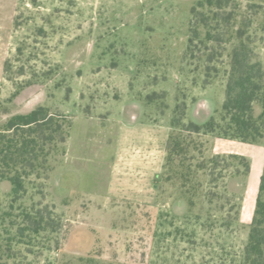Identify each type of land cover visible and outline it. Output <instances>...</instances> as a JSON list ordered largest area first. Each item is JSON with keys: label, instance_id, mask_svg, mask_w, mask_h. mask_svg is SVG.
Returning <instances> with one entry per match:
<instances>
[{"label": "rangeland", "instance_id": "rangeland-1", "mask_svg": "<svg viewBox=\"0 0 264 264\" xmlns=\"http://www.w3.org/2000/svg\"><path fill=\"white\" fill-rule=\"evenodd\" d=\"M198 1L0 0V127L37 107L70 121L45 177L18 199L0 181V264H240L247 225L219 226L249 214L247 182L232 196L235 168L208 176L228 145L171 126L201 123L203 100L205 122L224 100L225 66L206 81L187 56ZM25 212L61 230L34 234Z\"/></svg>", "mask_w": 264, "mask_h": 264}, {"label": "trees", "instance_id": "trees-1", "mask_svg": "<svg viewBox=\"0 0 264 264\" xmlns=\"http://www.w3.org/2000/svg\"><path fill=\"white\" fill-rule=\"evenodd\" d=\"M255 3V0H202L192 7L187 56L192 61L204 63L206 81L211 80L210 76L215 79L219 68L225 66V94L221 108L204 123L191 121L184 125L178 120L171 125L173 128H180L187 134L246 144H256L264 138V62L257 52V45L264 44V39L256 35L258 31L264 35V27L257 28L253 24L252 10L259 8ZM196 47L199 55H196ZM69 128L67 118L45 107L13 115L0 127V181L10 184L15 199L25 192V184L31 179H42L50 172L51 157L64 152ZM179 143H175L176 148L184 151ZM208 165L210 177L214 176L212 170L220 166L222 170L235 168L228 175L236 189L230 190L231 195L242 190V179L249 173L245 158L230 155L226 161L224 157H214L209 159ZM233 185L229 184V189ZM225 203L230 204V200ZM23 220L28 230L36 224L34 234L44 227L51 228L52 232L61 230L57 219L49 224L50 219L41 212H25ZM222 222L219 227L226 230L241 224L239 213L233 218L228 215ZM246 228L240 264H264V164L253 214Z\"/></svg>", "mask_w": 264, "mask_h": 264}, {"label": "crops", "instance_id": "crops-1", "mask_svg": "<svg viewBox=\"0 0 264 264\" xmlns=\"http://www.w3.org/2000/svg\"><path fill=\"white\" fill-rule=\"evenodd\" d=\"M263 62H264V58H263ZM202 104L205 106V109H206L205 113L209 114L211 104L208 102L205 103L204 100ZM216 140L223 142V147H225V144L228 145V149H225L227 151L226 153L230 155L241 156L248 161L249 168H250L249 173L247 175L248 177H250L253 173H255V181L253 182L252 185H250V182H251L250 178H248L247 176L244 178L245 182H247L246 191H245L246 197L244 198L245 199L244 202L245 204H247V202L249 204V210H248L249 214L245 215L243 213V210L245 209V205L242 208L241 213L239 214L240 223L243 225H248L251 220L252 214H253L255 199L257 196L259 180L257 182L256 179L260 178L261 173H262L263 164H264V138L256 144H246V143H241L238 141L222 140L218 138ZM250 187H251V190L249 192Z\"/></svg>", "mask_w": 264, "mask_h": 264}, {"label": "flooded vegetation", "instance_id": "flooded-vegetation-1", "mask_svg": "<svg viewBox=\"0 0 264 264\" xmlns=\"http://www.w3.org/2000/svg\"><path fill=\"white\" fill-rule=\"evenodd\" d=\"M201 102H203V101H201ZM206 109H205V106L202 104V103H195L194 104V106H193V108H192V117H193V115L194 116H196V115H198V116H201L200 117V119H199V121H201V123L203 122L204 123V121H203V117L204 116H206ZM194 121H195V119H193ZM206 121V120H205ZM197 123H198V121H197Z\"/></svg>", "mask_w": 264, "mask_h": 264}]
</instances>
